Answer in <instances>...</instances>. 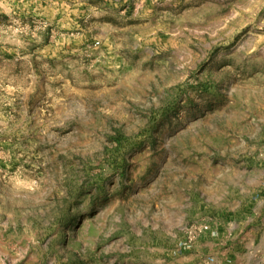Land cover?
I'll list each match as a JSON object with an SVG mask.
<instances>
[{
  "label": "rangeland",
  "instance_id": "obj_1",
  "mask_svg": "<svg viewBox=\"0 0 264 264\" xmlns=\"http://www.w3.org/2000/svg\"><path fill=\"white\" fill-rule=\"evenodd\" d=\"M252 175L264 0H0V264H186Z\"/></svg>",
  "mask_w": 264,
  "mask_h": 264
},
{
  "label": "crops",
  "instance_id": "obj_2",
  "mask_svg": "<svg viewBox=\"0 0 264 264\" xmlns=\"http://www.w3.org/2000/svg\"><path fill=\"white\" fill-rule=\"evenodd\" d=\"M257 183L252 175L240 187L244 199L238 201V210L218 209L197 220L210 230L183 256L186 264H264V192L254 195Z\"/></svg>",
  "mask_w": 264,
  "mask_h": 264
},
{
  "label": "built area",
  "instance_id": "obj_3",
  "mask_svg": "<svg viewBox=\"0 0 264 264\" xmlns=\"http://www.w3.org/2000/svg\"><path fill=\"white\" fill-rule=\"evenodd\" d=\"M210 226L201 221L191 223L185 230L182 248L186 251L192 249L194 243L205 233L209 232Z\"/></svg>",
  "mask_w": 264,
  "mask_h": 264
}]
</instances>
